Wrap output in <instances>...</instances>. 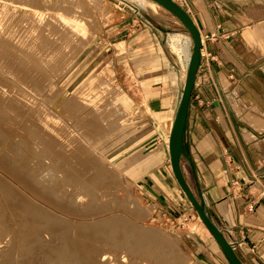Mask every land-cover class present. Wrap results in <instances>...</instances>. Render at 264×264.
<instances>
[{
    "label": "rangeland",
    "instance_id": "374dc122",
    "mask_svg": "<svg viewBox=\"0 0 264 264\" xmlns=\"http://www.w3.org/2000/svg\"><path fill=\"white\" fill-rule=\"evenodd\" d=\"M38 1H39L38 3H40V4L43 3L42 2L43 0H38ZM142 1L143 2L145 1V3H146V0H141V1L140 0H120V1L119 0H101V3L99 5H97L96 2L93 0L91 5L93 6V12L96 15V24L98 26L96 25V30H95V32L93 31L94 34H90L91 36L89 35L84 40V41H86L87 46L84 45L83 49H82V46H80L81 48L80 47L75 48L76 50H79L77 52L75 49H74V51L72 50V52H71L72 53L71 55L73 56L72 61L68 65L64 64L60 71H58L54 66H52V62H54V60H52L53 58L48 59V56H50L52 53H50L49 50H46L43 47H42L43 48L42 51H44V53H45V55L43 57L39 56L40 53L36 54V53H33L32 51L20 49L19 53H24V54L28 53V55H31L33 53L31 55V57H33L35 55L34 58L31 60L29 58L28 60L25 61V60H22L21 58L18 57L20 60L17 58L16 60L8 61L7 63H4V62L2 63L1 62L2 59H0V67H1V69H0V81H1L0 82V95H1L0 101L2 102L0 104L1 105L0 110L2 109V112H3L2 113L0 111V124H1L0 125V128H1L0 129V132H1L0 133V138H1L0 148L2 147L0 149L1 150L0 151V160L2 162V164H0V176L2 178L0 177V180L2 179V183L7 185L6 186L0 182V189H1V191H0L1 192L0 193V198H1L0 199V208L1 209L0 210L3 212V213L0 212L1 213L0 216L5 221L4 222L3 219L0 217V219H1L0 223H1V221L3 222V225L1 223V226H2V228L5 227L4 229L1 230L2 233H0V235H1L0 236V239H1L0 245L2 247H5V246L9 247V243H10V245L12 243L13 246L16 244L14 246V248H12V250L14 251L13 252L14 256H12V257H13L15 264H18V263L20 264V262L23 261L22 255H24V254H22V249L20 246L23 247V245H24L23 241H25V239H27V237H29V239L26 240V242L27 241L31 242V244L27 243V245L32 247V249L36 248L34 250H32V249L30 250V255L36 256V255H38V253H37L38 251H43V252H47V253H45L46 256L45 255L43 256L44 258H46V260H49L50 262L53 263L55 261L54 259L56 258V260L58 261V259L62 258V256H61V255H63L62 252H64L65 250L67 251V245L65 246V243L67 244L66 241L67 240L69 241V239H71V238L74 239V238L79 237L78 231H81V230L84 231L86 229V228L84 229V227H88L87 229L90 230L91 229L90 227L92 225L90 224V222L88 223L87 221H90L91 217L92 218L98 217V215L99 216H107V219L104 220L105 222H103V223H105L106 226L107 225L108 226L105 227V225H104L103 227L105 229L104 231H108V233H110L112 231L114 232L117 228H119L118 227L119 225L124 227L123 229H122V227L119 228L121 233H123V230H125L127 228L129 234H131V232H130L131 230H135V227H141V228H146V229H150V230L153 229V230L159 232L163 236V238H166V240L168 239L167 241L172 244V249H176L178 251V253L180 254V258H181V261L183 264H199L195 260L194 255H193L194 245H193V238L191 237V236H194L195 227L197 226L198 222H200V218H199L198 213H195L197 216V219L195 218V220L191 216L192 220L188 219V217H187V219L183 218L182 220H179V223L175 222V221L173 222L168 217H166L165 214L163 212H161L156 205H154L153 203L148 201L143 196V194L141 193V191L137 185V177H138L137 175L138 174L133 171V169L136 166V162L138 160H140L141 155L146 154L145 151L147 150V149H145V151L141 152L140 148L138 147L139 141L141 139H143L144 135H145L144 131H143L144 135L142 134V129H141L140 123H138L139 118H140V113L141 112L142 113L143 112L150 113V108H149V105L147 103V100L143 97V86H144V84L140 81V78H138L134 68L132 67V60H131L130 54L127 53L128 49L126 47H128V43L130 42V40L129 41L126 40L127 39L126 36L129 35L130 32H129V30H126V29L124 30V27L126 25H128L130 28L131 24L132 25L134 24L133 25L134 29L142 31L143 29H146L147 27H149V26L144 25L143 22L146 23L148 21H151L155 25V27L159 28L162 31L164 39L160 40L161 45L159 46L158 50L160 51L163 58L168 62L169 66L172 64L176 65L177 62H180L183 67H186L188 53L189 52L192 53V50H193V43L191 40L192 36H191L190 32L188 31V29L186 28V26L184 25V23L178 17H176L172 12H170L168 9L162 7L161 5H159L157 8H150V7H148V5H146L148 3L143 4ZM179 1H180L179 2L180 5L183 4L186 6L185 0H179ZM141 3H142V5H141ZM141 6H143V7H141ZM173 33H179L183 36L182 40H181L180 47L178 48V50H174L170 45V35ZM0 55H1V53H0ZM37 62H39V63L37 64ZM19 66L22 68H20ZM36 68H37V70H36ZM21 69L25 70L26 72L23 70L21 71ZM42 71H43V73L41 75ZM44 71L46 73H44ZM47 71H49V72H47ZM7 72H9V73H7ZM20 74H22V75H20ZM33 74H35V75H33ZM5 75H7V76H5ZM29 75H30V77H29ZM9 76H10V78H8ZM48 77H50V78H48ZM8 79H12V80H8ZM3 80H5V81L7 80V83H5V81H3ZM15 80H17V81H15ZM32 80H34L35 83ZM20 81H22V82H20ZM3 83H5L4 86L2 85ZM13 83L16 86H14ZM19 83L20 84L22 83V86H20ZM39 83H40V85H39ZM36 84H38L39 86ZM58 85H59V87H58ZM35 86H37V87H35ZM40 86H41V88H39ZM51 86H53V88H51ZM4 87H7V88L10 87L9 92L3 94V92L1 91V88H4ZM42 87H44V88H42ZM35 88H37V89H35ZM82 88H84V90ZM92 90H93V92H92ZM79 92H81V93L79 94ZM89 93L92 94V96ZM9 94H11V95H9ZM44 95L46 96V98ZM33 96H34V98H33ZM87 96L89 97V99ZM85 97H87V99L84 101ZM40 98L43 101H41ZM37 99H39V100H37ZM82 99H83V101H82ZM93 99L94 100L95 99L100 100V102H101L100 105H95V103L92 101ZM10 101H12V102H10ZM5 102H8V103H5ZM37 102H39V103H37ZM15 104H16V106H15ZM28 104H30V106L32 107L33 110L30 107H28ZM43 104H46V105H43ZM18 106H19V108H18ZM36 107H37V109H36ZM47 109H50V110H47ZM29 110H31V111H29ZM73 110H75V111L73 112ZM79 110L83 111V112L82 113L78 112ZM20 111H22V112L20 114H18ZM26 111H28L29 114ZM91 111H93V113ZM102 111H103V113H102ZM45 112L50 113L55 119H58L59 124H61V125L59 126V124L56 125L55 123L54 124L50 123V126L52 127V129H51L49 126L44 124L42 122V119L44 118ZM96 112H98V113H96ZM6 113H7V115H6ZM78 114H80V115H78ZM90 114H92V115H90ZM99 114L100 115H102V114L106 115L107 114V116L102 115L100 117ZM138 114H139V116H138ZM87 116H89V117H87ZM104 116H105V118H104ZM109 116H111V117L108 118ZM11 117L12 118L14 117L13 119L14 120L16 119V121H14L13 119L11 121ZM26 118H28V120ZM88 118L93 120V122H91V120ZM82 119H83V122L81 123L80 121H82ZM108 119H109V121H108ZM99 120L101 122H103V121L104 122L100 123ZM94 121H95V123H94ZM87 122L90 125H88ZM31 123L35 124V126H37L39 128L35 127L34 125H31ZM79 123L81 125H79ZM84 123H86V124H84ZM92 123L95 125V127H94V125H92ZM101 124H103V126H101ZM64 125H66V126H64ZM67 125H69V127ZM76 125H78V126L76 127ZM91 125L94 127L93 129H92ZM98 125L101 128H99ZM86 126H87V128H86ZM169 126L170 125L168 123H167V126H160L162 128V129H160V131L163 134H165V136L168 134ZM2 127H3V129H2ZM40 128H41V130H40ZM77 128H78V131H77ZM83 128L85 130L87 129L89 131L86 130V132H87L86 133ZM32 129H33V131H32ZM35 129H36V131H35ZM80 129H83V130L81 131ZM79 130H80L81 134L79 133ZM34 131H35V133H34ZM72 131L74 132L73 136H69V135H71ZM31 132H33V133H31ZM62 133H63V135H62ZM93 133H96V134H93ZM97 133H99V134H97ZM8 134H9V136H8ZM29 134L33 135L31 137H35L37 135L35 137L37 140L35 138H31ZM54 134H56V135H54ZM4 135H6V136H4ZM51 135H53V137ZM91 135H93V136L99 135V136L97 138H95L93 136L91 137ZM5 137L7 138V141H6ZM79 137H81V140L79 139ZM2 138H4V139H2ZM8 138H9V140H8ZM10 138H11V141H10ZM40 138H42L43 143L41 142ZM13 139H15V140H13ZM34 139H35V141L32 142ZM2 140H4V142L6 141V143L4 145H2L4 143V142L2 143ZM54 140H56L58 142L56 143V141H54ZM15 141H17V142H15ZM46 141H47V143L45 144ZM51 141H52V143H51ZM9 142H12V143H9ZM37 142H39V143L41 142L43 147H42V145L40 146V144ZM78 142H80L81 144L83 143V144L79 145ZM26 143H28L29 145H27ZM8 144L10 146H8ZM21 144H23V147ZM33 144L35 146L37 144L38 145L35 147ZM54 144L57 146V148ZM60 144L61 145L63 144V145L60 146ZM14 145H15V147H11ZM17 145H18V147H17ZM19 145H21V146H19ZM26 145L28 148L25 147ZM51 145L53 148L51 147ZM31 146H32V148H31ZM47 146H48V148H47ZM54 146H55V148H54ZM81 146H84L85 148L81 147ZM20 147H21V149H20ZM6 148H8V149H6ZM13 148H15L14 149L15 151H12ZM33 148H34V150H32ZM43 148L50 150V151L54 150L53 151L54 153L51 151V155H50L49 154L50 151H46ZM79 148L82 150L80 151ZM40 149H43V151L41 150L42 153L44 152V150H45V152L43 154L42 153L40 154V151H39ZM84 149H86L87 152L83 151ZM7 150L10 152H8ZM16 150H17V152L20 150L18 152V153H20V155L19 154L16 155L17 154ZM22 150H24V152ZM5 151H7V152H5ZM61 151H63V154H61L62 153ZM12 152L14 154H12ZM27 152H29V153H27ZM33 152H35V153H33ZM37 152H38V154H40L39 160L41 162L40 161L38 162ZM74 152H76V154ZM78 152H80V153H78ZM84 152H85V155H84ZM24 153H27V154L24 155ZM46 153L49 154L48 155L49 160L47 159ZM87 153H89V154L86 155ZM11 154L14 157H12ZM21 154H23V156L25 157L24 159H23V156ZM31 154L36 159L32 158L33 156ZM59 154H61L60 156H62V158H58ZM69 155H71V156H69ZM73 155L76 157H74ZM77 155L79 157L78 163L76 161V160H78ZM3 156H5V158ZM19 156L20 157L22 156L20 161L18 159V158H20ZM43 156L45 158H43ZM52 156L54 158L56 157L55 158L56 161L54 160V158L51 159ZM83 156L85 158L87 157L86 159H88V157H90L89 158L90 161L88 159V161L90 163L84 162L85 164H83L82 159H85V158H82ZM26 157L29 158L28 159V160H30L29 162L27 161ZM71 157H73V158H71ZM31 158H32V160H31ZM41 158H43L45 161ZM64 158H67L69 161H67V159L64 160ZM74 158H76V159H74ZM8 159H9L10 163H9ZM11 159H13V160H11ZM60 159H62V161ZM91 159L92 160L95 159V161L99 160L100 162H97V163H99L98 165L99 166L102 165L101 166L102 168H103V166H105L104 169L101 168L102 170H105L107 168L106 169V175L107 176L105 175V171L101 172L99 170L100 167H95L98 165L95 163V161L94 162L91 161ZM23 160H24V162H23ZM25 160H26V162H25ZM5 161L6 162L8 161V162L5 163ZM21 161L23 162V164L22 163L19 164V162H21ZM57 161H59V162H57ZM63 161H65V162H63ZM74 161H76V162H74ZM84 161H86V160H84ZM71 162H73V163H71ZM79 162L82 163V167L80 166V169L82 168L83 170L81 169V171H80V169L77 168L78 167L77 164L81 165ZM13 163H14V165H12ZM57 163H59L60 165H58ZM63 163H64V165H63ZM86 163L88 164V166L86 165ZM92 163H95V164L92 165ZM100 163H101V165H100ZM28 164H30L32 167ZM33 164L35 165V167ZM50 164H52L51 165V167L53 166L52 168L58 167L59 169L55 168L57 170H54L52 168L49 169V167L45 168L47 165L49 166ZM56 164L58 166H56ZM72 164H74V165L72 166ZM90 164L93 166V168L96 169V171H95V169L91 168L92 166H90ZM43 165L45 167H43ZM75 165L77 166L76 169H78V170L74 169ZM17 166H19L20 168ZM22 166H24V169H22L23 168ZM29 166L31 168H29ZM61 166L62 167L65 166V167L62 168ZM69 166H71L73 168V171ZM7 167H8V171H7ZM41 167H43L45 170ZM32 168L34 171L31 170ZM39 168H40V170H39ZM63 169H65L66 171H63ZM68 169H71V170H69L67 172ZM84 169H85V171H84ZM88 169H90L91 171ZM11 170H12V172H11ZM22 170H24V171H22ZM49 170H51V172ZM74 170L77 171L76 174H78V172L80 174L76 175L74 173L75 172ZM93 170L96 173V174L94 173V175H97L94 178L92 177L94 175L91 174L94 172ZM97 170L100 172H98ZM18 171L19 172L21 171V173H18ZM31 171H32V173H31ZM35 171L37 173L39 171V173H38L39 175L42 172L44 173V171H45V173L49 172L48 176H49V174H50V176H53L55 174V172H58V173L53 176L55 179L53 177H50V176H49L50 177L49 178L47 176V173L46 174L44 173L45 177H43V181H46V180L47 181L43 182L42 180H40V179H42L43 175H40L41 178L39 180H37L36 178L37 177L39 178V175ZM71 171L75 174L73 177L76 176L73 179L74 181H72V178L67 177L69 175L68 173ZM82 171L85 172V173L83 172L84 175H83V173H81ZM86 171L89 173L91 172V173L89 174ZM13 172H15V173L13 174ZM33 172L35 173L36 176L33 175ZM64 172H67L66 173L67 176L65 174H63ZM24 173L25 174L27 173L29 175V177L27 176V174L25 175ZM51 173H53V174H51ZM108 173L111 176H112V174L115 175V176H112V179L114 181L111 179V176H109ZM31 174H32V176H31ZM100 175H101L100 179H102L104 181H101V182L98 181L100 179H97V178L100 177ZM55 176H58V178ZM79 176H81L83 178L80 179ZM46 177H48L49 179L48 178L46 179ZM60 177L62 178L61 179L62 181L59 182ZM68 178L71 179V180H69L71 184H69V182H67ZM76 178L79 180H77ZM84 179H86L87 181H90V182L87 183V181L85 180L86 181L85 182ZM7 180L9 183L6 182ZM35 180L37 182L36 186H34ZM64 180H65V182H64ZM75 180H77L76 182H78V183H76ZM107 180L109 181L110 184H112V183L113 184L112 185H110L109 183L106 184ZM26 181H28V182H26ZM38 181L42 182V183H39ZM29 182H30L31 187L29 186V184L27 185V183H29ZM55 182H57V185ZM73 182H74V184H72ZM81 182L82 183L85 182V184L83 183V185H81ZM94 182H95V184H94ZM96 182L97 183L99 182L102 184H99V183L97 184ZM38 183L40 184L41 187H43L45 189V193H43L44 189L41 188ZM47 183H51V185L47 184ZM62 183H64L63 184L64 186L62 185ZM65 183L66 184L68 183V184L66 185ZM9 184H12V186L14 184L16 186V188H13L15 186H13L11 188L10 187L11 185L9 186ZM24 184L27 187H25ZM79 184H80V187L84 186L85 190H83V188L79 189L80 188ZM48 185L51 186L53 189L51 187H49ZM52 185H54L56 187H54ZM74 185H78V187H76ZM88 185L89 186L91 185V188H93V189H91ZM92 185H93V187H92ZM5 186H6V188H5ZM23 186L26 189L30 188V190L27 189V191H26ZM58 186H61L62 188L58 187ZM70 186L73 188H71ZM87 186H88V189H87ZM106 186H108V188ZM7 187H8V189H7ZM46 187H49L51 190H49V188L46 189ZM3 188L6 190L2 191ZM39 188H40V190H42L43 194L41 193L40 190H38ZM109 188H110V190H109ZM21 189L24 191V192L22 191L24 193V195L22 192H19V191H21ZM55 189H56L57 193L56 192L54 193ZM68 189H70V190H68ZM95 189H97V190H95ZM104 189L107 191H105ZM13 190L15 192L17 190V193H15ZM47 190L50 192H48ZM58 190L59 191L63 190V192H59ZM65 190H67L66 192L68 193V195H67V193L64 194ZM73 190L76 192L74 193ZM90 190H92L93 193L90 194ZM98 190H100L101 193H100V191L98 192ZM12 191L15 195L19 194L17 196H20V198L15 197V195L13 196L12 195L13 193H11ZM38 191H40V192H38ZM51 191L54 193L53 194L54 196L52 195ZM69 191H71L70 193L73 195V198L71 197V195H69ZM103 191H105V192L103 193ZM110 191H112V192H110ZM85 192L87 193V197L85 196V194H86ZM5 193L6 194L8 193V196H6ZM21 193L23 196H21ZM25 193H27L29 195V197ZM49 193H50V195H48ZM61 193H62V195H61ZM88 193L90 194V196ZM94 193L96 194V196L94 195ZM55 194H56V196H55ZM97 194H99V195L102 194V195L98 196ZM25 195L27 196L26 199H25ZM30 195H33V196L30 197ZM40 195H42L43 197ZM64 195H66V196H64ZM3 196H5L4 199L7 198V200H8L11 198V200L6 201V199H5V201L3 202V200H4ZM40 197H41V199H40ZM50 197H51V199H50ZM56 197H58L59 199H56ZM66 197H68V198H66ZM80 197L84 198V199L82 198L83 201H81V200L79 201V200L74 199V198L80 199ZM44 198H46V199H44ZM52 198H53L54 204L52 202ZM19 200L22 201V203H23L22 208H21L22 203L18 202ZM31 200H33V201H31ZM84 200H85V202H84ZM86 200H87V202H86ZM91 200L92 201L94 200L93 202H95V203H93ZM131 200L134 202H130ZM23 201H25V203H28L29 206L26 204V207H25V203ZM59 201L60 202L62 201V202L60 203ZM65 201H66V203H65ZM75 201H76V203H75ZM1 202H3V203H1ZM8 202H10V203L12 202L11 204H13V206H15V205L16 206L13 208L9 207L11 205ZM48 202H49V204H48ZM77 202H79V203L77 204ZM125 202H127L128 204H126ZM17 203H18V205L20 204V207L17 205ZM31 203H32V205H31ZM86 203H88V204H86ZM132 203H134L133 205L136 208L134 206H131ZM135 203H138L139 205L138 204L135 205ZM1 204H3V205H1ZM34 204L37 207H35ZM71 204H73L72 205L73 207L70 206ZM75 204H77V209L80 210L82 214L80 213V211L78 212L79 214L75 212L77 210ZM93 204H95V205H93ZM4 205H5V207H4ZM60 205L61 206L65 205V207L68 205L66 208L69 207L71 210H69V208H68V211H66L67 209L65 207L61 208ZM79 205H80V207H79ZM7 206L10 209L6 208ZM84 206H86V207H84ZM93 206H95L96 209H95V207L93 208ZM191 206H192V204H191ZM17 207L20 209H18ZM23 207L27 208V209H25V211H24ZM28 207H30V209H32V210H30ZM34 207L36 209L37 208H39V209L36 210ZM91 207L93 208L92 210L89 209ZM103 207H105V208L103 209ZM47 208L49 211L47 210ZM63 208H65L66 210H64ZM84 208H87V209H84ZM126 208H129V209H126ZM192 208H193V210H195L193 206H192ZM11 209L12 210L16 209V211H17V209L20 211H22V209H23L22 212H24V214L22 212L20 213V211H18L19 213L17 214V212L15 210L13 212ZM33 209H35L36 211H33ZM72 209H73V213L71 212ZM4 211H6L8 214L5 213ZM26 211H29L28 213L30 216L27 214L29 217H27V215L25 214V213H27ZM46 211H48L49 213H46ZM39 212H42V213H39ZM64 212H66V213H64ZM67 212H70V213L68 214ZM90 212H92V213H90ZM99 212H101L102 214ZM31 213L34 215L33 216L34 219H32V220L29 219V218H32ZM43 213H44V215H43ZM6 214L9 215L11 219ZM11 214L13 215V218H12ZM15 214H16V216H15ZM40 214H41V216H40ZM47 214L50 215L51 217L48 216ZM54 214L56 215V217ZM57 214H58V217H57ZM59 214L61 215L62 218L59 217L60 216ZM105 214H107V215H105ZM35 215L37 217H40V220H41V217L42 218L45 217V219H46L45 221L51 220L49 222L50 225L48 222H45V221L42 222V220L40 222L37 221V223L39 222L37 225L36 220L39 218H36ZM76 215H78V217H75ZM123 215H125V216H123ZM24 216H26L27 218ZM72 216H74V217H72ZM85 216L87 218H85ZM109 216H111V217H109ZM120 216H123V217L120 218ZM14 217H18V218L14 219ZM19 217L22 218L20 220L23 221V223L25 222L24 223L25 225L23 223H21V221H20L21 225L18 224L19 223V221H18ZM79 217H81V219ZM88 217H89V219H88ZM6 218H9V221ZM71 218H73V219H71ZM123 218L125 221H123ZM12 219H14V220H12ZM28 219L31 221V224H27L29 222ZM75 219H77V220H75ZM86 219H88V220L86 221ZM33 220H35V222ZM56 220L61 222V223L57 222L58 225L56 224L57 225L56 227L59 226V229H57L54 226L55 225L54 223H56ZM63 220H65V221H63ZM74 220H75V222H74ZM15 221L16 222L18 221L17 224L15 223ZM70 221L72 222V224ZM110 221H111V224H110ZM6 223H7V225H6ZM43 223H45V224L47 223L49 225L48 226L46 224L50 231L48 230V228H45V226H46L45 224L42 225L44 227H41V229H38V227L40 228L41 224H43ZM51 223H53L54 225L52 226L53 228L50 229ZM62 223H64V224H62ZM65 223L67 225L70 223L69 226H71V225L73 226L74 223H75V225L73 227L71 226L72 227L71 228V227L65 225ZM76 223H79V226ZM83 223H84V225H83ZM86 223L88 225L90 224L91 226L90 225L88 226ZM130 223H131V225H130ZM35 224L37 226H35ZM59 224H62L64 226H60ZM32 225H34V226H32ZM80 225H82L84 227H82ZM109 225H112L111 227H114V228L108 229V227H110ZM18 226H20V227H18ZM22 226H23V228H22ZM25 226H26V228H25ZM30 226H32V227H30ZM129 226H131V227H129ZM6 227H8V228H6ZM76 227H79L78 228L79 230L78 229L74 230ZM9 228H11L12 230H10ZM28 228L30 230H28ZM42 228L43 229L45 228L44 231L45 230L48 231V232L45 231L47 233L46 235L49 234L48 236H45V234H43L44 231ZM60 228H62V229H60ZM68 228L70 230V233H69ZM106 228L108 230H106ZM5 229H8V230H5ZM52 229H53V231L55 229L53 234L51 233V232H53V231H51ZM64 229L65 230L67 229V230L65 231ZM71 229H73V230H71ZM119 229H117V230H119ZM60 230H64V232L61 233L62 231L60 232ZM8 231H11V232H9L10 234L8 235L9 238L6 235V234H8ZM24 231L25 232L28 231L29 235L26 234ZM40 231L42 234L40 233ZM73 231H74V233H73ZM23 232L25 235L22 234ZM33 232H36V233L33 234ZM55 232H57V233H55ZM64 233H65V235H64ZM66 233H69V234H66ZM114 233L116 234L115 238L120 237L119 234H117L116 232H114ZM11 234H13V235H11ZM14 234H15V236H14ZM36 234L41 239H37L38 237ZM56 234L64 235L65 238L67 237V240H63L64 239L63 236H62L63 239H60V237L57 238L58 236H61V235L57 236ZM74 234L76 236H74ZM10 235H11V237H10ZM17 235H20V236L22 235L24 237L23 238L21 236L23 238L22 241L20 240L21 237L19 238ZM53 235H55V236H53ZM66 235H68V236H66ZM135 235L133 237H135ZM2 236L5 238H3ZM13 236H14V238L17 236L18 239L17 238L13 239ZM31 237L32 238L34 237V238L32 239ZM43 237H44V239H43ZM53 237H55L57 240L60 239L59 240L60 242L63 241V242H61V244L63 243L64 245L63 244L62 245L64 247H62V245L58 244V243L54 244L53 241H52L53 242L52 243L51 240H56ZM10 238H12L11 240H13V241L9 240ZM16 239H17V241H16ZM48 239H49V241H48ZM18 240H19V242H18ZM43 241H44V243H43ZM38 242H40V243H38ZM47 242H50V243L48 244ZM32 243H33V246H32ZM40 244H43L42 246L52 245L54 250L52 251V249H50V252H49V249L47 247L44 249V247H42ZM44 244H46V245H44ZM39 245L42 247V249ZM59 245H61L60 246L61 248L59 247ZM37 246H39V247H37ZM134 248H135L134 252L128 248L123 249L124 252L126 251V253H125L126 254V261H129V262H126V264L127 263L128 264H134V263H136V264L137 263L152 264L153 262H154V264H157V263L164 262L161 259H160L161 261L158 262V260H156L157 259L156 257L150 256V255H149L150 257L147 256L150 259L149 258L146 259L144 255H141L144 252L149 254V252H147L146 250L143 251L142 253L138 254V255L142 256V258H140L141 256L138 257V255H134V254H137V251H138L137 246L134 245ZM9 250H10V248H9ZM54 251H56V252H54ZM127 251H128V253H127ZM51 252L56 253V254H52ZM60 252L62 254H59ZM131 252H133V253H131ZM20 253H21V255H20ZM49 253H51L52 255H50ZM57 254H58V256H56ZM47 255H50L49 257L51 259L47 258ZM130 255H132V256H130ZM20 256L22 259L19 258ZM59 256H61V257H59ZM127 257L129 258V260ZM131 257H132V259H131ZM135 258H137V260ZM52 259H53V261H52ZM138 259H140V260H138ZM141 259H142V261H141ZM17 260H19L20 262ZM35 260L36 259H34L32 261L36 262L37 260L36 261ZM46 260H42V261L46 262ZM143 260H147V261L150 260V261H148V263L146 261V263H145V261H143ZM155 260L157 261V263H155L156 262ZM44 262H43V264H45ZM40 263H42V262L40 261L39 264Z\"/></svg>",
    "mask_w": 264,
    "mask_h": 264
},
{
    "label": "crops",
    "instance_id": "0c3cea01",
    "mask_svg": "<svg viewBox=\"0 0 264 264\" xmlns=\"http://www.w3.org/2000/svg\"><path fill=\"white\" fill-rule=\"evenodd\" d=\"M185 2L181 5L204 45L184 132L182 172L240 260L264 264V0ZM146 23L142 31L134 24L124 27L130 32L127 53L150 108L140 113L145 135L138 147L147 150L133 171L143 196L166 217L178 223L195 220L197 212L174 174L169 151L188 58L186 67L169 66L158 50L162 31ZM167 123L165 136L160 126ZM191 237L199 264H231L203 222Z\"/></svg>",
    "mask_w": 264,
    "mask_h": 264
},
{
    "label": "bare ground",
    "instance_id": "6f19581e",
    "mask_svg": "<svg viewBox=\"0 0 264 264\" xmlns=\"http://www.w3.org/2000/svg\"><path fill=\"white\" fill-rule=\"evenodd\" d=\"M92 1L93 0H43L42 2V4H40V3H38L39 1L38 0H0V53H1V55H0V59H2V63L4 62V63H7L8 61H14V60H16L18 57L19 58H21L22 60H28L29 58H30V60L31 59H33L34 58V56L33 57H31V55L33 54V53H36V54H39L40 53V55L39 56H41V57H43L44 55H45V53H44V51H42V49L44 48V49H46V50H49L50 51V53H52L50 56H48V59H52V60H54V62H52V66H54L58 71H60L61 69H62V66L65 64V65H68L71 61H72V59H73V56L71 55L72 53V50L74 51V49L75 48H79L80 46H82V49L84 48L83 46L84 45H86V41H84L90 34H94V32H95V30H96V15H95V13L93 12V6L91 5L92 4ZM95 2H96V4L97 5H99L100 3H101V0H94ZM120 1V0H119ZM141 1V0H140ZM122 2V1H121ZM127 2V1H126ZM123 3V2H122ZM142 3L144 4L145 3V1L143 2L142 1ZM142 3H141V5H142ZM146 3H148V4H146ZM146 5H148V7H150V8H157L160 4L159 3H157L156 1H154V0H146ZM129 4V3H128ZM127 4V5H128ZM162 6V5H161ZM141 7H143V6H141ZM163 7V6H162ZM146 8V7H145ZM98 26V25H97ZM94 31V32H93ZM99 34V33H98ZM91 36V35H90ZM182 35L181 34H179V33H173V34H171L170 35V45H171V47L174 49V50H178V48L180 47V44H181V40H182ZM91 38V37H90ZM190 39V38H189ZM90 40V39H89ZM192 40V39H191ZM88 42V41H87ZM192 43H193V41H192ZM89 44V43H88ZM87 46V45H86ZM43 47V48H42ZM81 48V47H80ZM20 49H24V50H27V51H32L33 53L31 54V55H28V53H26V54H24V53H19V50ZM76 50V49H75ZM77 51H79V50H76V52ZM83 51V50H82ZM49 53V54H50ZM190 56H191V52H189L188 53V56H187V58H188V63H189V59H190ZM18 58V59H19ZM37 59V58H36ZM20 60V59H19ZM24 61V62H25ZM16 62V61H15ZM30 62V61H29ZM28 62V63H29ZM39 62H37V64H38ZM42 63V62H41ZM17 64V63H16ZM33 64V63H32ZM43 64V63H42ZM5 65V64H4ZM19 65V64H18ZM35 65V64H34ZM44 66V65H43ZM51 66V67H52ZM188 66V65H187ZM20 67V66H19ZM42 67V66H41ZM46 67V66H45ZM10 68V67H9ZM20 68H22V67H20ZM27 68V67H26ZM0 69H1V67H0ZM10 70V69H9ZM19 70V69H18ZM23 69H21V71H22ZM36 70H37V68H36ZM23 71H25V70H23ZM46 71V70H45ZM44 71V73H46ZM26 72V71H25ZM47 72H49V71H47ZM7 73H9V72H7ZM13 73V72H12ZM37 73V72H36ZM42 73H43V71L41 72V75H42ZM4 74V73H3ZM25 74V73H24ZM27 74V73H26ZM48 74V73H47ZM20 75H22V74H20ZM28 75V74H27ZM26 75V76H27ZM33 75H35V74H33ZM51 75V74H50ZM3 76V75H2ZM5 76H7V75H5ZM11 76V75H10ZM10 76L8 77V78H10ZM13 76V75H12ZM47 76V75H46ZM29 77H30V75H29ZM44 77V76H43ZM7 78V77H6ZM48 78H50V77H48ZM4 79V78H3ZM42 79V78H41ZM8 80H12V79H8ZM14 80V79H13ZM31 80V79H30ZM40 80V79H39ZM3 81H5V80H3ZM15 81H17V80H15ZM29 81V80H28ZM34 83H35V81L34 80H32ZM97 81V80H96ZM1 82V81H0ZM20 82H22V81H20ZM48 82V81H47ZM51 82V81H50ZM5 83H7V80L5 81ZM5 83H3L2 85L4 86V84ZM16 83V82H15ZM32 83V82H31ZM14 84V83H13ZM20 84V83H19ZM53 84V83H52ZM96 84V83H95ZM7 85V84H6ZM18 85V84H17ZM33 85V84H32ZM36 85H38V84H36ZM39 85H40V83H39ZM38 85V86H39ZM97 85V84H96ZM14 86H16L15 84H14ZM20 86H22V83L20 84ZM34 86V85H33ZM32 86V87H33ZM35 87H37V86H35ZM46 87V86H45ZM58 87H59V85H58ZM84 87V86H83ZM96 87V86H95ZM10 88V87H9ZM9 88H7V87H4V88H1V91L3 92V94H5V93H7V92H9ZM31 88V87H30ZM34 88V87H33ZM39 88H41V86L39 87ZM42 88H44V87H42ZM51 88H53V86H51ZM99 88V87H98ZM25 89V88H24ZM35 89H37V88H35ZM83 90H84V88H82ZM30 90V89H29ZM41 90V89H40ZM31 91V90H30ZM29 91V92H30ZM36 91V90H35ZM32 92V91H31ZM92 92H93V90H92ZM28 93V92H27ZM41 93V92H40ZM81 92H79V94H80ZM39 94V93H38ZM90 94V93H89ZM9 95H11V94H9ZM40 95V94H39ZM91 96H92V94H90ZM1 96V95H0ZM15 96V95H14ZM45 96V95H44ZM88 97V96H87ZM87 97H85V99H84V101L87 99ZM33 98H34V96H33ZM45 98H46V96H45ZM44 98V99H45ZM91 98V97H90ZM6 99V98H5ZM8 99V98H7ZM17 99V98H16ZM41 99V98H40ZM88 99H89V97H88ZM2 100V99H1ZM25 100V99H24ZM37 100H39V99H37ZM46 100V99H45ZM41 101H43L42 99H41ZM40 101V102H41ZM82 101H83V99H82ZM94 103H95V105H100V100H97V99H93L92 100ZM10 102H12V101H10ZM27 102V101H26ZM87 102V101H86ZM2 102L0 101V104H1ZM4 103V102H3ZM5 103H8V102H5ZM28 103V102H27ZM37 103H39V102H37ZM43 105H46V104H43ZM1 106V105H0ZM12 106V105H11ZM15 106H16V104H15ZM24 106V105H23ZM8 107V106H7ZM22 107V106H21ZM28 107H30L31 109H32V107L30 106V104H28ZM44 107V106H43ZM47 107V106H46ZM9 108V107H8ZM18 108H19V106H18ZM48 108V107H47ZM13 109V108H12ZM15 109V108H14ZM36 109H37V107H36ZM96 109V108H95ZM99 109V108H98ZM103 109V108H102ZM101 109V110H102ZM33 110V109H32ZM47 110H50V109H47ZM77 110V109H76ZM110 110V109H109ZM1 112H2V109L0 110ZM29 111H31V110H29ZM75 110H73V112H74ZM89 111V110H88ZM98 111V110H97ZM22 111H20L18 114H20ZM26 112H28V111H26ZM25 112V113H26ZM78 112H83V111H78ZM85 112V111H84ZM92 113H93V111H91ZM99 112V111H98ZM98 112H96V113H98ZM108 112V111H107ZM112 112V111H111ZM3 113V112H2ZM100 113V112H99ZM102 113H103V111H102ZM24 114V113H23ZM28 114H29V112H28ZM53 114V113H52ZM74 114V113H73ZM87 114V113H86ZM85 114V115H86ZM95 114V113H94ZM5 115V114H4ZM3 115V116H4ZM6 115H7V113H6ZM25 115V114H24ZM37 115V114H36ZM54 115V114H53ZM78 115H80V114H78ZM90 115H92V114H90ZM100 115V114H99ZM102 115H105V114H102ZM102 115H100V117L102 116ZM112 115V114H111ZM21 116V115H20ZM58 116V115H57ZM83 116V115H82ZM105 116H107V114L105 115ZM105 116H104V118H105ZM10 117V116H9ZM33 117V116H32ZM87 117H89V116H87ZM93 117V116H92ZM111 116H109L108 118H110ZM3 118V117H2ZM14 118V117H13ZM12 117H11V121H12V119H13ZM30 118V117H29ZM60 118V117H59ZM4 119V118H3ZM24 119V118H23ZM22 119V120H23ZM27 120H28V118H26ZM34 119V118H33ZM80 119V118H79ZM88 119H90V118H88ZM99 119V118H98ZM14 120V119H13ZM60 120V119H59ZM73 120V119H72ZM91 120V119H90ZM102 120V119H101ZM9 121V120H8ZM14 121H16V119L14 120ZM31 121V120H30ZM38 121V120H37ZM86 121V120H85ZM84 121V122H85ZM108 121H109V119H108ZM27 122V121H26ZM42 122L44 123V124H46L47 126H49L51 129H52V127L50 126V123L51 124H56V125H58L59 124V121H58V119H55L50 113H48V112H45V114H44V118L42 119ZM68 122V121H67ZM81 123L83 122V119H82V121H80ZM91 122H93V120H91ZM97 122V121H96ZM99 122L100 123H103V122H101L100 120H99ZM39 123V122H38ZM94 123H95V121H94ZM108 123V122H107ZM30 124V123H29ZM41 124V123H40ZM84 124H86V123H84ZM87 124H88V122H87ZM98 124V123H97ZM1 125V124H0ZM31 125H34L35 126V124H32L31 123ZM61 124H59V126H60ZM79 125H81L80 123H79ZM83 125V124H82ZM88 125H90V124H88ZM92 125H94L93 123H92ZM91 125V126H92ZM106 125V124H105ZM3 126V125H2ZM63 126V125H62ZM64 126H66V125H64ZM68 127H69V125H67ZM78 125H76V127H77ZM97 126V125H96ZM101 126H103V124H101ZM35 127H37V126H35ZM83 127V126H82ZM94 127H95V125H94ZM93 126H92V129L94 128ZM98 127H99V125H98ZM37 128H39V127H37ZM42 128V127H41ZM41 128H40V130H41ZM71 128V127H70ZM80 128V127H79ZM86 128H87V126H86ZM91 128V127H90ZM99 128H101V127H99ZM104 128V127H103ZM1 129V128H0ZM2 129H3V127H2ZM43 129V128H42ZM84 129V128H83ZM83 129H80L81 131L83 130ZM108 129V128H107ZM47 130V129H46ZM80 130H79V133H80ZM87 130V129H86ZM86 130L84 129V131L86 132ZM99 130V129H98ZM32 131H33V129H32ZM35 131H36V129H35ZM35 131H34V133H35ZM52 131V130H51ZM77 131H78V128H77ZM87 131H89V130H87ZM93 131V130H92ZM91 131V132H92ZM41 132V131H40ZM49 132V131H48ZM1 133V132H0ZM4 133V132H3ZM31 133H33V132H31ZM45 133V132H44ZM43 133V134H44ZM47 133V132H46ZM76 133V132H75ZM87 133V132H86ZM37 134V133H36ZM57 134V133H56ZM56 134H54V135H56ZM69 134V133H68ZM73 134H74V132L72 131L71 132V135H69V136H73ZM78 134V133H77ZM81 134V133H80ZM93 134H96V133H93ZM97 134H99V133H97ZM11 135V134H10ZM30 135V134H29ZM62 135H63V133H62ZM4 136H6V135H4ZM8 136H9V134H8ZM31 136H33V135H30V137ZM37 136V135H36ZM35 136V137H36ZM44 136V135H43ZM52 137H53V135H51ZM58 136V135H57ZM79 136V135H78ZM93 135H91V137H92ZM99 136V135H98ZM98 136H96V135H94L93 137H95V138H97ZM28 137V136H27ZM35 137H31V138H35ZM51 137V138H52ZM66 137V136H65ZM6 138V137H5ZM13 138V137H12ZM2 139H4V138H2ZM36 139V138H35ZM35 139L32 141V142H34L35 141ZM39 139V138H38ZM41 139V142L43 143V141H42V138H40ZM74 139V138H73ZM78 139V138H77ZM79 139L81 140V137H79ZM8 140H9V138H8ZM13 140H15V139H13ZM30 140V139H29ZM37 140V139H36ZM51 140V139H50ZM60 140V139H59ZM95 140V139H94ZM6 141H7V138H6ZM6 141L4 142V140H2V145H4L5 143H6ZM10 141H11V138H10ZM54 141H56V140H54ZM0 142H1V138H0ZM13 142V141H12ZM12 142H9V143H12ZM15 142H17V141H15ZM41 142L39 143V142H37V143H39L40 144V146L42 145L41 144ZM50 142V141H49ZM58 141H56V143H57ZM67 142V141H66ZM21 143V142H20ZM47 143V141L45 142V144ZM51 143H52V141H51ZM73 143V142H72ZM75 143V142H74ZM79 143V145H82L80 142H78ZM77 143V144H78ZM27 145H29L28 143H26ZM90 144V143H89ZM13 145V144H12ZM22 145V147H23V144H21ZM21 145H19V146H21ZM27 145L25 146L26 148H28L27 147ZM34 145V144H33ZM32 145V146H33ZM38 145V144H37ZM36 145V146H37ZM50 145V144H49ZM55 145V144H54ZM63 145V144H62ZM61 144H60V146H62ZM8 146H10L9 144H8ZM32 146H31V148H32ZM35 146V145H34ZM35 146V147H36ZM46 146V145H45ZM56 146V145H55ZM55 146H54V148H55ZM78 146V145H77ZM5 147V146H4ZM11 147H15V145L14 146H11ZM17 147H18V145H17ZM16 147V148H17ZM42 147H43V145H42ZM51 147H52V145H51ZM81 147H84V146H81ZM2 148V147H1ZM0 148V149H1ZM10 148V147H9ZM38 148V147H37ZM36 148V149H37ZM47 148H48V146H47ZM53 148V147H52ZM56 148H57V146H56ZM75 148V147H74ZM78 148V147H77ZM85 148V147H84ZM6 149H8V148H6ZM15 148H13V150L12 151H15L14 150ZM18 149V148H17ZM20 149H21V147H20ZM43 149H45V148H43ZM43 149H40L39 151H40V154L42 153V151H43ZM51 149V148H50ZM80 149V148H79ZM78 149V150H79ZM4 150V149H3ZM27 150V149H26ZM32 150H34V148L32 149ZM42 150V151H41ZM46 151H50V150H47V149H45ZM45 150H44V152H45ZM62 150V149H61ZM73 150V149H72ZM76 150V149H75ZM82 149H80V151H81ZM1 151V150H0ZM8 151V150H7ZM7 151H5V152H7ZM20 151V150H19ZM18 151V152H19ZM23 152H24V150H22ZM29 151V150H28ZM37 151V150H36ZM52 151V150H51ZM51 151H50V155H51ZM54 151V150H53ZM52 151V152H53ZM56 151V150H55ZM58 151V150H57ZM77 151V150H76ZM83 151H86V149H84ZM82 151V152H83ZM8 152H10V151H8ZM17 152V150H16V155H20V153H18ZM26 152V151H25ZM43 152V153H44ZM62 153L61 154H63V151H61ZM87 152V151H86ZM27 153H29V152H27ZM27 153H24V155H26ZM33 153H35V152H33ZM42 153V154H43ZM48 153H46L47 155V159L49 158L48 157ZM54 153V152H53ZM52 153V154H53ZM75 154H76V152H74ZM78 153H80V152H78ZM2 154V153H1ZM5 154V153H4ZM9 154V153H8ZM12 154H14L13 152H12ZM12 154H11V156H12ZM40 154H38V152H37V157H38V162L40 161L39 160V155ZM58 154V153H57ZM61 154H59L58 155V158H62V156H60ZM66 154V153H65ZM73 154V153H72ZM74 154V155H75ZM83 154V153H82ZM89 153H87L86 155H88ZM15 155V156H16ZM22 156H23V154H21ZM29 155V154H28ZM32 155V154H31ZM30 155V156H31ZM56 155V154H55ZM73 155V156H74ZM84 155H85V152H84ZM21 156V157H22ZM29 156V157H30ZM33 156V155H32ZM42 156V155H41ZM60 156V157H59ZM67 156V155H66ZM69 156H71V155H69ZM81 156V155H80ZM4 158H5V156H3ZM10 157V156H9ZM8 157V158H9ZM12 157H14V156H12ZM20 157V156H19ZM21 157L20 158H18L19 159V161H20V159H21ZM64 157V156H63ZM74 157H76V156H74ZM3 158V159H4ZM25 157L23 156V159H24ZM32 158H34V156L32 157ZM32 158H31V160H32ZM43 158H45L44 156H43ZM43 158H41V159H43ZM52 158H54L53 156L51 157V159ZM56 158V157H55ZM55 158H54V160H55ZM71 158H73V157H71ZM82 158H85L84 156L82 157ZM87 158V157H86ZM82 159V162H83V164H85L84 162H88V163H90L89 161H90V157H88V159H89V161H88V159ZM14 159V158H13ZM13 159H11V160H13ZM26 159H27V161L29 162L30 160H28L29 158L28 157H26ZM34 159H36V158H34ZM46 159V160H47ZM50 159V160H51ZM65 159H67V158H64V160ZM70 159V158H69ZM74 159H76V158H74ZM77 159L78 160H76L77 161V163H78V161H79V157H78V155H77ZM81 159V158H80ZM15 160V159H14ZM44 160V159H43ZM49 160V159H48ZM47 160V161H48ZM59 160V159H58ZM61 161H62V159H60ZM84 160H86V161H84ZM8 161H9V159H8ZM7 161V162H8ZM45 161V160H44ZM53 161V160H52ZM56 161V160H55ZM67 161H69L68 159H67ZM73 161V160H72ZM76 161H74V162H76ZM91 161H95V159L94 160H92L91 159ZM4 162V161H3ZM6 161H5V163H7ZM23 162H24V160H23ZM23 162L21 161V162H19V164L20 163H22L23 164ZM25 162H26V160H25ZM33 162V161H32ZM37 162V161H36ZM41 162V161H40ZM57 162H59V161H57ZM63 162H65V161H63ZM97 162H100L99 160L98 161H95V163L98 165L99 163H97ZM9 163H10V161H9ZM34 163V162H33ZM43 163V162H42ZM53 163V162H52ZM56 163V162H55ZM71 163H73V162H71ZM81 165H79V164H77L78 165V167L75 165V167H74V169H76V167L78 168V169H80V166L82 167V163L81 162H79ZM95 163H92V165L93 164H95ZM102 163V162H101ZM101 163H100V165H101ZM0 164H2V162H1V160H0ZM58 165H60L59 163H57ZM56 164V166H58ZM66 164V163H65ZM76 164V163H75ZM10 165V164H9ZM12 165H14V163L12 164ZM18 165V164H17ZM28 165H30V164H28ZM34 165V164H33ZM42 165V164H41ZM45 165V164H44ZM43 165V167H45ZM51 165L52 164H50L49 166L47 165L45 168H47V167H49V169H51L52 167H51ZM63 165H64V163H63ZM68 165V164H67ZM74 164H72V166H73ZM86 165L88 166V164L86 163ZM91 164H90V166H92ZM2 166V165H1ZM8 166V165H7ZM31 166V165H30ZM29 166V168H31ZM40 166V165H39ZM84 166V165H83ZM102 166V165H101ZM101 166H95V167H100V171L102 172V171H105V175H106V169L105 170H102V169H104L105 168V166H103V168L101 167ZM9 167V166H8ZM8 167H7V171H8ZM17 167H19V166H17ZM23 168L22 169H24V166H22ZM34 167H35V165H34ZM33 167V168H34ZM38 167V166H37ZM43 167H41V168H43ZM55 167V166H54ZM62 167V166H61ZM60 167V168H61ZM65 167V166H64ZM64 167H62V168H64ZM71 169H72V171H73V168L71 167V166H69ZM68 167V168H69ZM20 168V167H19ZM33 168L31 169V170H33ZM55 168H58V167H55ZM55 168H52V169H54V170H57V169H55ZM67 168V167H66ZM84 168V167H83ZM91 168H93V166L91 167ZM90 168V169H91ZM102 168V169H101ZM15 169V168H14ZM28 169V168H27ZM26 169V170H27ZM44 169V168H43ZM59 169V168H58ZM71 169H68L67 170V172L69 171V170H71ZM78 169H76V170H78ZM82 169V168H81ZM81 169H80V171H81ZM90 169H88V170H90ZM93 169H95V168H93ZM13 170V169H12ZM12 170H11V172H12ZM39 170H40V168H39ZM42 170V169H41ZM45 170V169H44ZM76 170H74L75 172V174H76ZM83 170V169H82ZM92 170V169H91ZM90 170V171H91ZM15 171V170H14ZM22 171H24V170H22ZM34 171V170H33ZM50 172H51V170H49ZM63 171H66L65 169H63ZM71 171V172H72ZM84 171H85V169H84ZM84 171H82L81 173H83ZM94 171V170H93ZM92 171V172H93ZM95 171H96V169H95ZM95 171L93 172V173H91V174H93L94 175V173H95ZM98 171V170H97ZM100 171H98V172H100ZM16 172V171H15ZM15 172H13V174L15 173ZM28 172V171H27ZM36 172V171H35ZM54 172V171H53ZM67 172H64L63 174H65L66 175V173ZM71 172H69L68 174V176L67 177H70V178H72V181H74L73 179L76 177H73L75 174L73 173H71ZM87 172V171H86ZM108 172V171H107ZM18 173H21V171L19 172L18 171ZM31 173H32V171H31ZM37 173V172H36ZM38 173H39V171H38ZM37 173V174H38ZM41 173V172H40ZM43 173V172H42ZM40 174V175H43L42 176V179H40L41 177H40V175H39V178L37 177L36 179L37 180H42L43 181V177H45L44 175L47 173H45V171H44V173L43 174ZM49 173V172H48ZM48 173H47V176H48ZM58 172H55V174L54 175H56ZM85 173V172H84ZM84 173H83V175H84ZM87 173H89V172H87ZM89 173V174H90ZM104 173V172H103ZM17 174V173H16ZM25 174V173H24ZM27 174V173H26ZM25 174V175H26ZM51 174H53V173H51ZM61 174V173H60ZM78 174H80L79 172H78ZM78 174H76V175H78ZM96 174V173H95ZM98 174V173H97ZM101 174V173H100ZM109 174V173H108ZM116 174V173H115ZM33 175L34 176H36L35 175V173L33 172ZM53 175V176H54ZM87 175V174H86ZM27 176L29 177V175L27 174ZM31 176H32V174H31ZM49 176H50V174H49ZM48 176V177H49ZM53 176H50V177H53ZM95 176H97V175H94V176H92L93 178L95 177ZM107 176V175H106ZM109 176H111L110 174H109ZM112 176H115V175H113L112 174ZM112 176H111V179H112ZM1 177V176H0ZM15 177V176H14ZM18 177V176H17ZM48 177H46V179L48 178ZM49 177V178H50ZM55 177H57L58 178V176H55ZM63 177V176H62ZM66 177V178H67ZM78 177V176H77ZM2 178V177H1ZM27 178V177H26ZM48 178V179H49ZM54 178V177H53ZM56 178V179H57ZM79 178L80 179H82L83 177H81V176H79ZM85 178V177H84ZM101 178V175H100V177H98L97 179H100ZM105 178V177H104ZM109 178V177H108ZM16 179V178H15ZM30 179V178H29ZM55 179V178H54ZM62 178L60 177V179H59V182L60 181H62L61 180ZM77 179V178H76ZM106 179V178H105ZM17 180V179H16ZM25 180V179H24ZM45 180V179H44ZM52 180V179H51ZM58 180V179H57ZM56 180V181H57ZM68 180V181H67ZM66 181L67 182H69V184H71L70 183V181L69 180H71V179H67ZM77 180H79V179H77ZM77 180H75V182L77 181ZM86 179H84V181H85ZM113 180V179H112ZM5 181V180H4ZM21 181V180H20ZM47 181V180H46ZM46 181H43V182H46ZM82 181V180H81ZM87 181V180H86ZM85 181V182H86ZM98 181H104V180H102V179H100V180H98ZM111 181V180H110ZM114 181V180H113ZM0 182L2 183V179L0 180ZM6 182H8V180L6 181ZM5 182V183H6ZM22 182V181H21ZM24 182V181H23ZM26 182H28V181H26ZM25 182V183H26ZM35 182V185L34 186H36V180L34 181ZM39 182V181H38ZM58 182V181H57ZM57 182H55L56 183V185H57ZM64 182H65V180H64ZM85 182H83L84 184H85ZM90 181H87V183H89ZM9 183V182H8ZM39 183H42V182H39ZM38 183V184H39ZM53 183V182H52ZM76 183H78V182H76ZM83 183L81 182V185H83ZM97 183V182H96ZM99 183V182H98ZM97 183V184H98ZM107 183H109V181L107 180V182H106V184ZM2 184H4V183H2ZM29 184V186L31 187V185H30V182L29 183H27V185ZM32 184V183H31ZM47 184H50L51 185V183H47ZM46 184V185H47ZM64 183H62V185H63ZM66 184V183H65ZM68 184V183H67ZM66 184V185H67ZM72 184H74V182L72 183ZM94 184H95V182H94ZM99 184H102V183H99ZM105 184V183H104ZM110 184V183H109ZM113 184V183H112ZM112 184H110V185H112ZM4 185H6V184H4ZM11 185V186H10ZM42 185V184H41ZM45 185V184H44ZM55 185V184H54ZM54 185H52V186H54ZM7 186V185H6ZM6 186H5V188H6ZM9 186L12 188L13 186H15L14 184H13V186H12V184H9ZM24 186L25 187H27L25 184H24ZM23 186V187H24ZM39 186H40V184H39ZM49 186V185H48ZM64 186V185H63ZM74 186H76V187H78V185H74ZM89 186V185H88ZM88 186H87V189H88ZM97 186V185H96ZM24 187V188H25ZM38 187V186H37ZM41 187V186H40ZM49 187H51V186H49ZM49 187H46V189L47 188H49ZM54 187H56V186H54ZM58 187H61V186H58ZM66 187V186H65ZM71 187V186H70ZM79 187H80V184H79ZM90 188H91V185L89 186ZM92 187H93V185H92ZM107 188H108V186H106ZM13 188H16V186L15 187H13ZM18 188V187H17ZM41 188H43V187H41ZM52 188V187H51ZM62 188V187H61ZM60 188V189H61ZM71 188H73V187H71ZM70 188V189H71ZM81 188H83V190H85L84 188V186L83 187H80L79 189H81ZM111 188V187H110ZM110 188H109V190H110ZM7 189H8V187H7ZM19 189V188H18ZM17 189V190H18ZM28 190H30V188H27ZM27 189L25 188V190L27 191ZM35 189V188H34ZM44 189V188H43ZM53 189V188H52ZM64 189V188H63ZM70 189H68V190H70ZM75 189V188H74ZM78 189V190H79ZM91 189H93V188H91ZM6 189H2V191H5ZM10 190V189H9ZM17 190H16V192L15 193H17ZM20 190V189H19ZM38 190H40V188L38 189ZM49 190H51L50 188H49ZM95 190H97V189H95ZM105 190V189H104ZM0 191H1V189H0ZM11 191V190H10ZM13 191L11 192V193H13ZM23 190L21 189V191H19V192H22ZM32 191V190H31ZM41 191V193H42V190H40ZM40 191H38V192H40ZM48 191V190H47ZM46 191V192H47ZM54 191V190H53ZM59 191V190H58ZM67 190H65V193L64 194H66L67 192H66ZM72 191V190H71ZM71 191H69V195H71V197L73 198V195L70 193ZM74 191V190H73ZM92 190H90V194L91 193H93V191L91 192ZM100 190H98V192H99ZM105 191H107V190H105ZM105 191H103V193L105 192ZM18 192V193H19ZM24 192V191H23ZM22 192V193H23ZM36 192V191H35ZM48 192H50V191H48ZM52 192V191H51ZM56 192V189H55V191H54V193ZM59 192H63V190L61 191H59ZM76 191H74V193H75ZM95 192V191H94ZM97 192V191H96ZM110 192H112V191H110ZM1 193V192H0ZM22 193H21V196H23L24 195V193H23V195H22ZM32 193V192H31ZM34 193V192H33ZM43 193H45V189H44V192ZM42 193V194H43ZM53 192H52V195L54 194ZM57 193V192H56ZM73 193V194H74ZM86 193V192H85ZM100 193H101V191H100ZM25 194H27V193H25ZM60 194V193H59ZM89 194V193H88ZM90 194H89V196H90ZM2 195V194H1ZM4 195V194H3ZM5 195L6 196H8V193L6 194L5 193ZM10 195V194H9ZM13 196L15 195L14 193L12 194ZM17 195H19V194H17ZM17 195H15V197H19L20 198V196H17ZM28 195V194H27ZM35 195V194H34ZM38 195V194H37ZM48 195H50V193L48 194ZM61 195H62V193H61ZM67 195H68V193H67ZM78 195V194H77ZM81 195V194H80ZM94 195L96 196V194L94 193ZM98 196H101L102 194H97ZM31 196H33V195H30V197ZM40 196H42V195H40ZM46 196V195H45ZM54 196V195H53ZM52 196V197H53ZM55 196H56V194H55ZM59 196V195H58ZM64 196H66V195H64ZM79 196V195H78ZM77 196V197H78ZM82 196V195H81ZM85 196L87 197V193L85 194ZM92 196V195H91ZM2 197V196H1ZM4 197L5 196H3V199H4ZM26 195H25V199H26ZM28 197H29V195H28ZM35 197V196H34ZM43 197V196H42ZM60 197V196H59ZM70 197V196H69ZM75 197V196H74ZM9 198V197H8ZM14 198V197H13ZM18 198V199H19ZM22 198V197H21ZM61 198V197H60ZM66 198H68V197H66ZM79 198V197H78ZM83 198V197H82ZM82 198L80 197V199H76V198H74L75 200H81V201H83L82 200ZM1 199V198H0ZM6 199V201H9V200H11V198L10 199H8L7 200V198H5ZM5 199L3 200V202L5 201ZM29 199V198H28ZM40 199H41V197H40ZM44 199H46V198H44ZM50 199H51V197H50ZM56 199H59L58 197H56ZM84 199V198H83ZM16 200V199H15ZM68 200V199H67ZM89 200V199H88ZM2 201V200H1ZM14 201V200H13ZM31 201H33V200H31ZM63 201V200H62ZM61 201V202H62ZM90 201V200H89ZM92 201V200H91ZM94 201V200H93ZM92 201V202H93ZM98 201V200H97ZM3 202H1V203H3ZM18 202H20V203H22V201H18ZM24 203H25V201H23ZM52 202H53V198H52ZM51 202V203H52ZM60 202V201H59ZM60 202V203H61ZM84 202H85V200H84ZM86 202H87V200H86ZM130 202H134V201H130ZM129 202V203H130ZM137 202V201H136ZM6 203V202H5ZM4 203V204H5ZM11 206H9V207H15V206H13V204H11L10 202H8ZM35 203V202H34ZM56 203V202H55ZM58 203V202H57ZM65 203H66V201H65ZM75 203H76V201H75ZM79 202H77V204H78ZM93 203H95V202H93ZM98 203V202H97ZM126 204H128L127 202H125ZM7 204V203H6ZM8 204V205H9ZM26 204L29 206V204L28 203H25V207H26ZM37 204V203H36ZM48 204H49V202H48ZM53 204H54V202H53ZM77 204H75L76 205V209H77ZM82 204V203H81ZM86 204H88V203H86ZM90 204V203H89ZM134 203H132V205L131 206H134L133 205ZM138 203H135V205H137ZM1 205H3V204H1ZM17 205H18V203H17ZM31 205H32V203H31ZM52 205V204H51ZM69 205V204H68ZM67 205V206H68ZM73 204H71L70 206L71 207H73L72 206ZM84 205V204H83ZM93 205H95V204H93ZM97 205V204H96ZM99 205V204H98ZM139 205V204H138ZM19 207H20V204L18 205ZM22 206H23V203H22V205H21V208H22ZM34 206H35V204H34ZM39 206V205H38ZM44 206V205H43ZM59 206V205H58ZM61 206V205H60ZM66 206V207H67ZM87 206V205H86ZM86 206H84V207H86ZM92 206V205H91ZM101 206V205H100ZM99 206V207H100ZM3 207V206H2ZM4 207H5V205H4ZM31 207V206H30ZM30 207H28L29 209H30ZM35 207H37V206H35ZM34 207V208H35ZM40 207V206H39ZM62 207H65V205H63V206H61V208ZM65 207V208H66ZM75 207V206H74ZM79 207H80V205H79ZM78 207V208H79ZM89 207V206H88ZM95 206H93V208H94ZM98 207V208H99ZM125 207V206H124ZM135 207V206H134ZM6 208H8V206L6 207ZM18 208V207H17ZM58 208V207H57ZM56 208V209H57ZM63 208L64 210H66V211H68V208ZM92 207L91 208H89V209H93ZM97 208V209H98ZM105 207H103V209H104ZM136 208V207H135ZM1 209V208H0ZM4 209V208H3ZM8 209H10V208H8ZM18 209H20V208H18ZM17 209V211H16V209H11L13 212H14V210L17 212V214L19 213L18 211H20V210H18ZM23 209H24V211H25V209H27V208H24L23 207ZM23 209H22V211H23ZM36 209V208H35ZM35 209H33V211H36V210H38L39 208H37L36 210ZM43 209V208H42ZM62 209V210H63ZM75 209V208H74ZM83 209V208H82ZM84 209H87V208H84ZM88 209V210H89ZM95 209H96V207H95ZM126 209H129V208H126ZM30 210H32V209H30ZM29 210V211H30ZM46 210V209H45ZM44 210V211H45ZM47 210H48V208H47ZM51 210V209H50ZM59 210V209H58ZM61 210V211H62ZM63 210V211H64ZM69 210H71L70 208H69ZM107 210V209H106ZM11 211V212H12ZM22 211H20V213L22 212ZM29 211H26L27 213H25L26 215L28 214L29 215ZM42 211V210H41ZM43 211V212H44ZM49 211V210H48ZM48 211H46V213H49ZM54 211V210H53ZM75 211V210H74ZM80 210H76L75 212L76 213H78ZM90 211V210H89ZM0 212H2L1 210H0ZM5 213H7L6 211H4ZM9 212V211H8ZM15 212V213H16ZM52 212V211H51ZM50 212V213H51ZM72 213H73V209H72V211H71ZM74 212V213H75ZM103 212V211H102ZM3 213V212H2ZM23 214H24V212H22ZM38 213V212H37ZM39 213H42V212H39ZM53 213V212H52ZM57 213V212H56ZM64 213H66V212H64ZM68 214L70 213V212H67ZM80 213H81V211H80ZM88 213V212H87ZM90 213H92V212H90ZM96 213V212H95ZM99 213H101V212H99ZM1 214V213H0ZM8 214V213H7ZM6 214V215H7ZM14 214V213H13ZM79 214V213H78ZM82 214V213H81ZM102 214V213H101ZM121 214V213H120ZM123 214V213H122ZM5 215V216H6ZM12 215V214H11ZM20 215V214H19ZM27 215V217H29ZM43 215H44V213H43ZM46 215V214H45ZM48 215V214H47ZM53 215V214H52ZM55 215V214H54ZM60 215V214H59ZM66 215V214H65ZM84 215V214H83ZM88 215V214H87ZM90 215V214H89ZM105 215H107V214H105ZM118 215V214H117ZM9 218H10V216L9 215H7ZM15 216H16V214H15ZM18 216V215H17ZM21 216V215H20ZM23 216V215H22ZM31 216H32V218H29V219H34L33 218V214L31 213ZM36 216V215H35ZM40 216H41V214H40ZM48 216H50V215H48ZM67 216V215H66ZM82 216V215H81ZM92 216V215H91ZM123 216H125V215H123ZM123 216H120V218L121 217H123ZM1 217V216H0ZM24 217H26V216H24ZM23 217V218H24ZM26 217V218H27ZM51 217V216H50ZM49 217V218H50ZM54 217V216H53ZM55 217H56V215H55ZM57 217H58V214H57ZM59 217H61V215L59 216ZM72 217H74V216H72ZM75 217H78V215H76ZM109 217H111V216H109ZM115 217V216H114ZM2 218V217H1ZM9 218H6V219H8V221H9ZM12 218H13V215H12ZM15 218H18V217H14V219ZM25 218V219H26ZM36 218H39V219H37L36 220V223H37V221H41L42 220V222L43 221H45L46 219H45V217H41V220H40V217H37L36 216ZM48 218V217H47ZM62 218V217H61ZM80 219H81V217H79ZM84 218V217H83ZM82 218V219H83ZM85 218H87L86 216H85ZM113 218V217H112ZM119 218V219H120ZM125 218V217H124ZM124 218H123V221H125L124 220ZM3 219V218H2ZM5 219V220H6ZM11 219V218H10ZM14 219H12V220H14ZM20 219H22V218H20L19 217V223L18 224H20ZM28 219V220H29ZM44 219V220H43ZM52 219V218H51ZM56 219V218H55ZM60 219V218H59ZM71 219H73V218H71ZM88 219H89V217H88ZM88 219H86V221L88 220ZM107 219V216H99L98 215V217H91V219H90V221H87L88 223L90 222V224L92 225H90L91 227V229L90 230H88L87 228L88 227H84V226H82V225H80V226H82V227H84V231L83 230H81V231H78L79 229V227H76L74 230H76V229H78L77 231H78V236L79 237H77V238H74V239H69V241L67 240V237L65 238L64 237V235H65V233H64V235H61V234H56L57 236L58 235H61V236H58L57 238H59L60 237V239H63L62 238V236L64 237V239L63 240H67L66 242H67V244L65 243V246L67 245V251L65 250L64 252H62L63 253V255H61L62 256V258L61 259H58V261L56 260V258L54 259L55 261L52 263V262H50L49 260H46V258H44L43 256L45 255V253H47V252H43V251H38L37 253H38V255H36V256H32V255H30V250L32 249V247H30L29 245H27V243H29V244H31V242L30 241H27L26 242V240H28L29 239V237H27V239H25V241H23V247L22 246H20L21 247V249H22V254H24V255H22V258H23V261L22 262H20L19 260H17V261H19L20 262V264H39V262L41 261L42 263H40V264H43V262L44 261H42V260H46V262H44L45 264H126V262H129V261H126V251L124 252V248L126 249V248H128V249H131V251H133L134 252V245H136L137 246V254H134V255H138L139 253H142L143 251H147V252H149V254H147L146 252H144L143 254H141V255H144L145 256V258L146 259H148L150 256H154V257H156L157 259L156 260H158V262H160L161 260H163L164 262H162V263H157V261L155 262V263H157V264H183L182 263V261H181V258H180V254L178 253V251L176 250V249H172V244L171 243H169L167 240H166V238H163V236L159 233V232H157V231H155V230H153V229H146V228H141V227H135V230H131L130 232H131V234H129L128 233V230H127V228L125 229V230H123V233H121L120 232V227H122L121 225H119L118 227L119 228H117V229H119V230H115L114 232H116L117 234H119V238H115V233L112 231V232H110V233H108V231H104L105 229H104V225H105V227H107L106 226V224L105 223H103V222H105L104 220H106ZM110 219V218H109ZM114 219V218H113ZM1 220V219H0ZM11 220V221H12ZM24 220V219H23ZM27 220V219H26ZM25 220V221H26ZM58 220V219H57ZM56 220V223H51V227H50V229L51 228H53L52 226L54 225L55 227L58 225L57 224V222H59V223H61L60 221H57ZM67 220V219H66ZM75 220H77V219H75ZM75 220H74V222H75ZM111 220V219H110ZM3 221H4V219H3ZM17 221V222H18ZM34 222H35V220H33ZM51 220H48V221H45V222H50ZM54 221V220H53ZM62 221V220H61ZM63 221H65V220H63ZM73 221V220H72ZM79 221V220H78ZM85 221V220H84ZM128 221V220H127ZM200 221H202L201 219H200ZM5 222V221H4ZM7 222V221H6ZM17 222L15 221V223L17 224ZM30 222V223H29ZM29 222L27 223V224H31V221L29 220ZM38 222V223H39ZM71 222V221H70ZM1 223H2V225H3V222L1 221ZM1 223H0V233H2L1 232V230L2 229H4V228H2V226H1ZM8 223V222H7ZM7 223H6V225H7ZM11 223V222H10ZM21 223H23V221H21ZM25 223V222H24ZM23 223V224H24ZM38 223H37V225H38ZM67 223V222H66ZM65 223V225H67ZM114 223V222H113ZM118 223V222H117ZM26 224V225H27ZM45 223H43V224H41V226H40V228L38 227V229H41V227H44V226H42V225H44ZM47 224V223H46ZM45 224V225H46ZM57 224V225H56ZM62 224H64V223H62ZM62 224H59L60 226H64V225H62ZM71 224H72V222H71ZM76 224H78V226H79V223H76ZM87 224V223H86ZM110 224H111V221H110ZM120 224V223H119ZM13 225V224H12ZM21 225V224H20ZM25 225V224H24ZM36 224H35V226H37ZM40 225V224H39ZM48 225V224H47ZM45 226V228H48V226L50 225V223H49V225L48 226ZM70 225V223L67 225V226H69ZM74 225H75V223H74ZM73 225V226H74ZM83 225H84V223H83ZM88 225V224H87ZM88 225V226H89ZM113 225V224H112ZM112 225H109L110 227H108V229L109 228H114V227H111ZM124 225V224H123ZM130 225H131V223H130ZM32 226H34V225H32ZM32 226H30V227H32ZM72 226V225H71ZM71 226H69V227H71ZM72 226V227H73ZM115 226V225H114ZM128 226V225H127ZM18 227H20V226H18ZM17 227V228H18ZM71 227V228H72ZM126 227V226H125ZM129 227H131V226H129ZM133 227V226H132ZM6 228H8V227H6ZM22 228H23V226H22ZM25 228H26V226H25ZM24 228V229H25ZM44 228V229H45ZM57 229H59V226L58 227H56ZM64 228V227H63ZM124 227H122V229H123ZM10 230H12L11 228H9ZM20 229V228H19ZM35 229V228H34ZM43 229V228H42ZM44 229H43V231H44ZM60 229H62V228H60ZM107 228H106V230H108ZM121 229V230H122ZM131 229V228H130ZM5 230H8V229H5ZM4 230V231H5ZM18 230V229H17ZM27 230V229H26ZM28 230H30L29 228H28ZM37 230V229H36ZM48 230H49V228H48ZM65 230V229H64ZM64 230H60V232L61 233H63L64 232ZM67 230V229H66ZM65 230V231H66ZM68 230H69V228H68ZM71 230H73V229H71ZM112 230V229H111ZM20 231V230H19ZM38 231V230H37ZM42 231V230H41ZM41 231H40V233H41ZM46 232H48L47 230H45ZM44 231V233L43 234H45V236H48V235H46L47 233ZM50 231V230H49ZM51 231H53V229L51 230ZM54 231H55V229H54ZM54 231L53 232H51L52 234L54 233ZM9 232H11V231H8V234H6L7 235V237L9 238ZM14 232V231H13ZM12 232V233H13ZM25 232V231H24ZM24 232L22 233V234H24ZM32 232V231H31ZM30 232V233H31ZM59 232V231H58ZM15 233V232H14ZM26 234H28V231H26L25 232ZM34 233H36V232H33V234ZM39 233V234H40ZM50 233V232H49ZM55 233H57V232H55ZM69 233H70V230H69ZM69 233H66V234H69ZM72 233V232H71ZM73 233H74V231H73ZM18 234V233H17ZM42 234V233H41ZM136 234V235H135ZM11 235H13V234H11ZM11 235H10V237H11ZM25 235V234H24ZM29 235V234H28ZM37 235V234H36ZM135 235V237H133ZM1 236V235H0ZM14 236H15V234H14ZM14 236H13V239H15V238H17L18 239V237L20 238L21 236L20 235H17L15 238H14ZM27 236V235H26ZM25 236V237H26ZM35 236V235H34ZM44 236V237H45ZM53 236H55V235H53ZM66 236H68V235H66ZM74 236H76L75 234H74ZM3 237V236H2ZM6 237V238H7ZM23 237V236H22ZM20 238V240L22 241V239L24 238ZM37 237H38V235H37ZM44 237H43V239H44ZM70 237V236H69ZM68 237V238H69ZM73 237V236H72ZM3 238H5V237H3ZM2 238V239H3ZM32 238V237H31ZM34 238V237H33ZM32 238V239H33ZM46 238V237H45ZM52 238V237H51ZM53 238H55V237H53ZM12 238H10L9 240H11ZM17 239H16V241H17ZM37 239H41V238H37ZM56 239V238H55ZM59 239V240H60ZM6 240V239H5ZM59 240H51V242L53 241L54 242V244L56 243H58V244H61V242H63V241H59ZM11 241H13V240H11ZM45 241V240H44ZM44 241H43V243H44ZM48 241H49V239H48ZM6 242V241H5ZM18 242H19V240H18ZM17 242V243H18ZM25 242V243H24ZM52 242V243H53ZM38 243H40V242H38ZM48 244L50 243V242H47ZM51 243V244H52ZM0 244H1V239H0ZM4 244V243H3ZM63 244V243H62ZM61 244V245H62ZM8 245V244H7ZM16 245V244H15ZM14 245V246H15ZM18 245V244H17ZM41 246L43 245V244H40ZM39 245V246H40ZM44 245H46V244H44ZM61 245H59V247L61 246ZM64 245V244H63ZM62 245V247H64ZM14 246H13V244L11 243V245H10V243H9V247L8 246H5V247H2L1 245H0V264H15L14 263V260H13V257L12 256H14L13 255V250H12V248H14ZM32 246H33V243H32ZM39 246H37V247H39ZM40 246V247H41ZM17 247V246H16ZM15 247V248H16ZM42 247H44V249L47 247L48 249H49V252H50V249H52V251L54 250L53 249V246L52 245H50V246H48V245H46V246H42ZM42 247H41V249H42ZM56 247V246H55ZM54 247V248H55ZM58 247V248H59ZM9 248H10V250H9ZM61 248V247H60ZM59 248V249H60ZM34 249H36V248H34ZM34 249H32V250H34ZM17 250V249H16ZM40 250V249H39ZM58 250V249H57ZM21 251V250H20ZM19 251V252H20ZM60 251V250H59ZM62 251V250H61ZM136 251V250H135ZM34 252V251H33ZM54 252H56V251H54ZM130 252V251H129ZM133 252H131V253H133ZM17 253V252H16ZM52 253V252H51ZM49 253L50 255H52V254H56V253ZM61 252L59 253V254H62ZM127 253H128V251H127ZM15 254V253H14ZM33 254V253H32ZM20 255H21V253H20ZM34 255V254H33ZM50 255H47V258H50L49 256ZM141 255H138V257L139 256H141ZM150 255V256H149ZM46 256V255H45ZM56 256H58V254L56 255ZM61 256H59V257H61ZM130 256H132V255H130ZM129 256V257H130ZM143 256V257H144ZM147 256H149V257H147ZM136 257V256H135ZM15 258V257H14ZM18 258V257H17ZM16 258V259H17ZM19 258H21V256L19 257ZM21 258V259H22ZM128 258V257H127ZM140 258H142V256L140 257ZM34 259H36L35 261L36 262H34V261H32V260H34ZM51 259V258H50ZM131 259H132V257H131ZM136 260H137V258H135ZM150 259V258H149ZM161 259V260H160ZM39 260V261H38ZM128 260H129V258H128ZM138 260H140V259H138ZM52 261H53V259H52ZM141 261H142V259H141ZM140 261V262H141ZM143 261H145V263H146V261L147 260H143ZM148 261H150V260H148ZM148 261H147V263H148ZM136 262V261H135ZM153 262V261H152ZM151 263V262H150ZM19 264V263H18ZM128 264V263H127ZM134 264H136V263H134ZM137 264H141V263H137ZM152 264H154V262L152 263Z\"/></svg>",
    "mask_w": 264,
    "mask_h": 264
},
{
    "label": "water",
    "instance_id": "95a60500",
    "mask_svg": "<svg viewBox=\"0 0 264 264\" xmlns=\"http://www.w3.org/2000/svg\"><path fill=\"white\" fill-rule=\"evenodd\" d=\"M154 1L168 9L184 23L190 32L193 41V50L187 67L185 84L182 90L180 104L171 128L169 139V151L174 174L183 188L186 196L190 200L192 206L198 213L199 218L218 241L229 262L231 264H244L236 254L232 244L222 233L221 229L208 215L204 197L201 194L197 197L192 192L182 172L181 161L184 157H186V151L184 147V132L188 118L190 101L196 83V76L201 62L202 48L204 45L202 35L190 14L175 0Z\"/></svg>",
    "mask_w": 264,
    "mask_h": 264
},
{
    "label": "built area",
    "instance_id": "2783aa9c",
    "mask_svg": "<svg viewBox=\"0 0 264 264\" xmlns=\"http://www.w3.org/2000/svg\"><path fill=\"white\" fill-rule=\"evenodd\" d=\"M144 25L148 26L149 24H148V23H146V24L144 23ZM230 243H231V242H230ZM231 244H232V243H231ZM232 245H233V244H232Z\"/></svg>",
    "mask_w": 264,
    "mask_h": 264
}]
</instances>
